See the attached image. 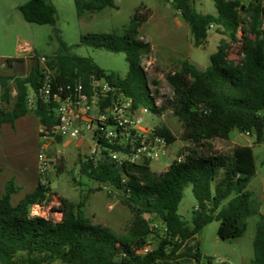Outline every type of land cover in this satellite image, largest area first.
Listing matches in <instances>:
<instances>
[{
	"label": "trees",
	"instance_id": "trees-1",
	"mask_svg": "<svg viewBox=\"0 0 264 264\" xmlns=\"http://www.w3.org/2000/svg\"><path fill=\"white\" fill-rule=\"evenodd\" d=\"M190 28L195 47L208 42L214 29L222 38L211 65L200 70L191 62L182 61L166 76L173 93L161 107L149 95L147 76L142 60L151 52V44L141 37V27L149 16L138 10L122 33H88L81 42L93 48L124 53L128 63L125 77L106 72L92 59L72 55L62 40L59 52L49 59L61 84L81 80L90 88L92 78L104 79L118 87L136 106H145L154 114L170 110L181 123L180 138L189 146L183 162H173L163 173H155L149 164L125 163L117 166L107 159L79 162L80 173L115 194L119 203L133 216L128 234L118 237L107 227L93 225L84 215L87 194L75 204L60 198L63 218L54 222L32 217L30 207L42 204L52 189L37 188L26 194L16 205L11 198L19 191L13 180L6 184L0 197V264H159L195 262L202 254L196 235L213 221L220 223L218 236L223 240L237 239L247 229L246 219L258 217L253 241L254 257L250 264H264V215L248 191V183L256 174L251 146H236L231 154L214 151L210 142L229 140L234 130L255 133L256 142H263L264 133V5L253 0L244 5L240 0H212L216 14H203L194 8V0H169ZM77 14L98 13L116 8L114 0H74ZM24 20L37 25H55L57 11L49 0H29L18 7ZM239 44V59H230L231 47ZM12 61V60H9ZM41 73L33 66L26 77L0 72L1 99L6 105L0 110V127L14 124L30 111L44 128L56 124L54 106L42 101L30 109L29 88L36 94ZM18 89V98L10 107V83ZM157 84V82H154ZM22 104L20 109L17 105ZM156 132L173 144L177 137L165 126ZM63 161V158L60 159ZM65 169L62 163L58 173ZM191 186L197 205L191 223L178 213L184 190ZM231 198L222 206L223 202ZM153 217L154 220H149ZM152 221L166 226L164 236L157 235L158 245L147 255L138 253L151 234Z\"/></svg>",
	"mask_w": 264,
	"mask_h": 264
},
{
	"label": "rangeland",
	"instance_id": "rangeland-1",
	"mask_svg": "<svg viewBox=\"0 0 264 264\" xmlns=\"http://www.w3.org/2000/svg\"><path fill=\"white\" fill-rule=\"evenodd\" d=\"M28 1L0 0V72L4 74L25 75L33 66L38 65V57L50 59L56 55L62 40L70 47L72 55L90 58L106 72L125 77L129 68L124 53L90 47L83 44L81 38L88 33H122L129 26L134 14L140 10L141 13L149 16L140 30L142 39L151 44V52L143 57V63H151L148 82L157 86L158 96L166 102L172 92L166 81L167 74L175 70L184 60L191 62L200 70H205L211 65V55L217 52L222 38L211 29L208 33V42L204 46L195 47L189 26L183 22L180 13L169 0H114L116 8L87 13L83 17L78 16L74 0H49L57 11L55 25L26 22L18 7ZM240 1L244 5H249L253 0ZM262 2L264 5V0ZM194 8L203 14L217 13L212 0H194ZM239 51V44H233L230 59L238 60ZM154 82H157V85ZM28 91L29 98L34 99L33 90L29 88ZM13 106L14 104H10V107ZM151 119L153 125L165 126L177 137L160 159L151 163L152 171L161 173L183 148L180 138L182 125L170 110L161 115L155 114ZM10 132L11 136L6 137L11 139L9 159L15 163L20 158L23 165H27L32 172L38 166L44 127L31 112L17 123L15 132ZM210 144L214 151L226 155L231 154L236 146L252 147L256 174L250 179L247 189L264 215V133L263 142L257 143L255 133L247 135L236 129L231 133L230 140H213ZM75 145L58 140L50 148V156L55 159L49 174L51 189L60 196H56L53 206L59 207L57 204L60 203V198L78 203L81 195L87 194L84 215L88 221L93 225L109 228L110 232L118 237L126 236L133 221L131 212L119 203L115 194H111L104 187L102 191L97 190L99 184L80 173L79 162L83 154L88 153V149L86 146L79 148ZM61 158L63 161L60 160ZM62 163L65 169L58 173ZM17 194L18 192L12 197L13 205L18 203ZM230 199L225 200L222 206H225ZM196 205L192 188L189 186L184 190L178 208V213L187 223H191ZM148 219L154 220L153 217ZM257 222L258 217H248L244 235L230 240H223L218 236L220 225L218 221L208 224L196 235L193 242L197 244L202 254L200 264H250L254 257L253 241ZM153 238L152 243L156 247L159 241ZM54 264L62 263L58 261ZM159 264L197 263L171 261Z\"/></svg>",
	"mask_w": 264,
	"mask_h": 264
},
{
	"label": "built area",
	"instance_id": "built-area-1",
	"mask_svg": "<svg viewBox=\"0 0 264 264\" xmlns=\"http://www.w3.org/2000/svg\"><path fill=\"white\" fill-rule=\"evenodd\" d=\"M262 30L264 31V23ZM37 62L42 80L35 98L28 100V106L33 108L37 101L51 104L56 116V124L52 129L44 128L41 134L43 142L38 154V174L39 183L43 187L51 189L49 174L55 159L50 156V148L58 140L74 143L79 148L86 146L88 153L83 154V161L93 160L97 163L107 159L119 167L125 163L151 166L167 151L170 145L156 132V126L151 122L155 114L145 106H136L133 99L126 96L120 88L104 79L95 78H92L90 88L81 80L73 84H61L49 65V59L38 57ZM150 66L151 63L145 64L142 60L147 80ZM148 89L154 105L161 107L165 102L158 96L157 86L148 82ZM1 96L0 87V110L6 106ZM172 96L171 92L168 100ZM184 159L185 153H179L173 162L181 163ZM171 164H167L163 172ZM55 198L53 191L48 192L47 199L42 204L30 207V215L60 222L63 218L61 201L57 204L59 207L55 208ZM149 229L151 234L143 248L138 250L139 254L147 255L152 252L156 248L152 238L159 240L157 235L164 236L167 231L165 225L156 221L150 223Z\"/></svg>",
	"mask_w": 264,
	"mask_h": 264
},
{
	"label": "crops",
	"instance_id": "crops-1",
	"mask_svg": "<svg viewBox=\"0 0 264 264\" xmlns=\"http://www.w3.org/2000/svg\"><path fill=\"white\" fill-rule=\"evenodd\" d=\"M29 72L30 71H28L25 75H17V74H14V75L20 76V77H26L28 76ZM4 75H11V74H4ZM10 88H11L10 104H14L18 98V89L15 86V84L12 82L10 83ZM29 113H31V111ZM24 117L17 119L14 124H5L2 127H0V197L5 192L6 184L9 181L13 180L15 185L19 187V191L17 194L18 202L26 194L33 192L39 184L38 166L34 168L32 172H30L27 165L24 166L20 158H18L16 162L13 163V160L9 159L8 157L10 155L9 146H10L11 139H8L6 137L11 136L10 131L15 132L17 123H19V121H21V119H23ZM187 146H189V143L182 141L181 147L184 148ZM11 201H12V198H11ZM73 203L77 204L76 202H73Z\"/></svg>",
	"mask_w": 264,
	"mask_h": 264
},
{
	"label": "water",
	"instance_id": "water-1",
	"mask_svg": "<svg viewBox=\"0 0 264 264\" xmlns=\"http://www.w3.org/2000/svg\"><path fill=\"white\" fill-rule=\"evenodd\" d=\"M22 106H23V105L20 104V105H17L15 108L18 110V109H20Z\"/></svg>",
	"mask_w": 264,
	"mask_h": 264
}]
</instances>
